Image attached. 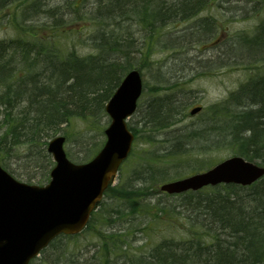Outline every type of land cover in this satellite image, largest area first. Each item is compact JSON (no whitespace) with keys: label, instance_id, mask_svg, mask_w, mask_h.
<instances>
[{"label":"trees","instance_id":"obj_1","mask_svg":"<svg viewBox=\"0 0 264 264\" xmlns=\"http://www.w3.org/2000/svg\"><path fill=\"white\" fill-rule=\"evenodd\" d=\"M33 1L35 11V6L41 5ZM106 1L105 5L97 7L100 10L95 8L96 5L89 10L84 8L88 15L99 16L100 19L105 16L109 20L99 25L102 30L84 34L91 53L78 55L73 49L65 51L56 44L62 34L79 35L84 31L47 36L37 34L0 41V162L13 158L23 166L33 164L38 176L23 175L5 167L9 173L22 176L27 181L38 179L43 182L53 167L45 149L52 136L62 131L63 125L68 128L73 123L82 124L87 132H96L94 128L99 129L101 120L106 118L105 104L126 72L137 69L139 60L145 64L150 61L151 41L157 23L165 24L169 20L175 24L178 18L189 19L200 13L211 0H153L156 6L152 10L145 5L143 8L139 6L144 14H137L135 8L127 9L134 4L138 7L137 2ZM68 2L62 5L73 3ZM16 3L24 7L32 4V0H0V13ZM57 10L58 7L39 8V15L44 18L40 24L45 28H56L63 24L61 20L65 16L72 19L69 24H75L79 18L86 20L78 15L76 8L56 17L58 20L53 22L51 18ZM26 16H30L29 13ZM127 16L151 19L150 25H146L152 37L148 43L145 37L135 36L134 27L113 28L120 26L118 23ZM210 28L211 36L214 29L212 25ZM241 36L240 42L247 47L245 62L251 67L250 77L224 101L204 108L193 124L180 129L184 142L177 146H190L200 154L226 147L233 155L264 165V17L253 36ZM204 39L207 38H198L196 44L201 45ZM223 45L225 49L218 61L220 67L230 65L228 52H232V48L226 47L229 45ZM177 82L170 83L169 87H180ZM151 92L154 95L144 110V114H148H142V123L141 120L138 122L140 126H148L151 133L177 125L187 102L178 104L172 97H158L160 89H151ZM175 131L173 129L172 133ZM82 133L80 131L79 135ZM170 144V149L164 152H167V159H174L178 152L172 150V142ZM20 150H24L21 155L18 154ZM145 154L142 153L143 158L134 164L135 167L146 163L149 174L164 170L157 160ZM157 178L160 182L165 177ZM142 194L146 195L143 189L123 193L131 198V211L140 206L138 199ZM177 197L185 209L183 215H175L174 207L163 208L164 204L159 202L154 203L148 214L152 218L155 214L164 215L161 220L169 221L172 227L179 220L181 231L185 233L177 242L167 239L157 243L140 261L136 260L137 263L264 264V177L250 187L219 185ZM166 209L173 211L174 215ZM114 241L117 242L116 239ZM101 246L105 252L123 248L112 245L106 250L107 245L103 241ZM104 251L101 256L103 262L106 257Z\"/></svg>","mask_w":264,"mask_h":264},{"label":"rangeland","instance_id":"obj_2","mask_svg":"<svg viewBox=\"0 0 264 264\" xmlns=\"http://www.w3.org/2000/svg\"><path fill=\"white\" fill-rule=\"evenodd\" d=\"M35 1L37 4L40 2L41 5H36L35 11L34 1L32 0V4L28 3L23 7L21 3H16L0 13V39L84 31L79 35L75 33L62 34L58 37L60 41H56L57 45L62 46L61 49L65 51L73 49L78 55H83L92 52L84 34L91 30H102L99 25L109 21L105 16L100 19L99 16L88 15L87 11L84 10V8L89 10L92 5H96L95 8L101 7L108 2L106 0ZM68 1L73 3L62 5ZM152 1L127 0V2L139 3L138 7L137 4H134L127 9L134 10L135 8L137 14H144L140 11L139 6L143 8L145 5L152 10L156 6ZM263 4L264 0H213L194 18L183 20L178 18L174 22L175 24L169 20L165 21V24L157 23L158 26L154 30V38L151 41L153 50L149 54L150 61L147 64L143 60L138 61L137 68L141 72L145 89L141 103L136 113L128 120V124L139 132L133 143V153L131 152L133 155L120 167L115 177L114 185H117L118 188L109 189L108 196L103 198L87 229L75 237L56 238L45 251L35 258L32 264H118L122 261L123 256L126 259L128 257L132 262L135 259L140 261L143 254L150 252L152 245L155 246L157 242L166 239V237H179L183 233L179 220H176L174 222L175 226L172 227L169 221L164 222L161 220L165 217L164 215L156 216L155 214L152 218L148 214L152 211L150 208L154 206V203L158 202L164 204L163 208L167 206L174 207L176 209L175 215L181 216L185 212V209L180 205V198H171L160 193L158 188L160 183L206 171L207 168L227 159L232 154L229 148L226 147L206 150L200 154L194 152L190 146L184 145V147L175 149L178 152L176 158L167 159V152H163V150L170 144L164 143V140L168 139L176 145L182 144L184 141L181 138V133L176 134L174 132L173 134L172 131L173 129H181L184 125H188L198 118V115H190L193 107L199 106L204 109L220 103L226 99L229 93L236 92L241 85L246 83L251 75L248 70L251 67L248 63L239 62L247 57V47L240 43L241 38L239 35H243L241 37L245 38L256 33V28L264 16ZM57 7L58 10L55 16L53 14V18H51L53 22L58 20L56 17H62L63 14L65 15L76 8L79 11L78 15L86 20L79 18L75 24H69L73 21L70 17L65 16L62 17L64 19L61 20L62 25H58L56 28H45L40 24L44 18L39 15V8L46 10L49 8L56 9ZM97 9L100 10L101 8ZM28 13L30 16H26ZM131 17H124L123 21L118 23L120 26L113 28L134 27L135 36L145 37L146 43H148L152 37L146 25H150L151 19ZM203 18H212L210 20L212 24L216 27L215 23H218L224 32V36L232 38V41H229L232 52H228L231 58L230 66L219 67L213 65L218 63L223 53V43L219 44L215 39L216 37H212L209 42H202L201 45L196 44L197 39L208 31L206 28L208 26H205L203 22H198ZM65 21L69 25L65 24ZM142 27L144 28L142 29ZM168 41L171 42L168 43ZM176 77H182L185 84L178 82L180 87H169L170 83L176 82ZM151 89H160L158 97H172L174 103L179 104L183 101L184 104L187 102V108L181 115V122L173 126L176 128L161 129V131L149 133L148 126L144 127L143 125L140 127L138 122L141 120L142 123L140 118L144 114L149 100L154 95ZM147 114L144 115L147 116ZM107 123V119L101 120L99 129L93 127L96 132H87L80 123H73L68 128L64 127L59 133L67 137L63 148L68 159L73 163H86V158L90 160L105 141L103 130L106 128ZM80 131H83V133L79 135ZM194 146H197V143ZM21 152L23 153L24 150H20L18 154L21 155ZM143 152L150 159L157 160L158 165L163 166L164 170L152 171V174H149L146 163L135 167L134 164L143 158ZM12 156L14 157V155ZM12 159L3 160L1 165L8 170H14L23 175L24 173L29 175L38 173L33 164L23 166L17 162L18 159L15 162ZM154 174L165 178L158 183L160 179L155 177ZM12 175L20 182L40 186H43L49 180V177H47L43 182L38 179L27 181L22 176ZM137 189H144V192L147 193L146 195L142 194V197L138 199L142 201L140 206L138 205L135 210L131 211L129 207L131 198L123 195V193L127 190ZM166 210L173 214V211ZM103 236L107 237L106 250H108V247L111 248L112 245H119L123 248L120 250L114 248L113 251L105 252L101 246ZM114 239L117 240L116 243ZM103 251L108 255L104 262L101 257ZM136 263L134 262V264Z\"/></svg>","mask_w":264,"mask_h":264},{"label":"water","instance_id":"obj_3","mask_svg":"<svg viewBox=\"0 0 264 264\" xmlns=\"http://www.w3.org/2000/svg\"><path fill=\"white\" fill-rule=\"evenodd\" d=\"M140 93L139 73L132 71L107 102L105 111L111 117L104 132L107 141L86 165L70 163L62 149L65 138L55 137L47 147L56 162L48 185L19 183L0 167V264H28L56 235L76 234L86 225L90 211L129 153L133 135L124 120L135 110ZM198 111L194 108L191 114ZM263 175L264 168L229 157L206 173L160 188L175 194L219 183L250 186Z\"/></svg>","mask_w":264,"mask_h":264},{"label":"bare ground","instance_id":"obj_4","mask_svg":"<svg viewBox=\"0 0 264 264\" xmlns=\"http://www.w3.org/2000/svg\"><path fill=\"white\" fill-rule=\"evenodd\" d=\"M176 134H178L177 132H175Z\"/></svg>","mask_w":264,"mask_h":264}]
</instances>
